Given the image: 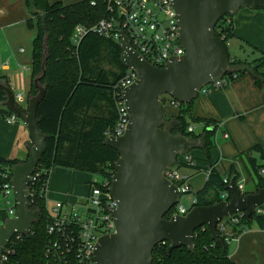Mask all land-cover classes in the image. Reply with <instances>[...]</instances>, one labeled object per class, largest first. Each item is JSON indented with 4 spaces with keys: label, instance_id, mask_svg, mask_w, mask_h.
I'll return each mask as SVG.
<instances>
[{
    "label": "water",
    "instance_id": "1",
    "mask_svg": "<svg viewBox=\"0 0 264 264\" xmlns=\"http://www.w3.org/2000/svg\"><path fill=\"white\" fill-rule=\"evenodd\" d=\"M179 26L178 39L186 54L173 58L163 68L143 59L124 32H120V62L137 73L136 81L124 91L130 122L123 136L109 137L104 144L119 154L109 192L117 203L113 211L116 232L99 238L94 251L95 264H153L154 249L165 242L168 254L186 247L195 250V233L206 227L212 239L223 244L217 228L238 213L253 217L264 205V187L257 193L242 194L234 182L227 191L231 198L211 206L194 207L186 216L166 218L177 206L179 187L165 176L179 156L200 148V142L173 135L162 128L167 106L161 100L170 96L180 104L195 101L201 91L224 76L232 74L229 54L215 29L226 16L241 9H263L264 0H172ZM48 49L42 76L34 80L38 93L28 100V111L14 100L9 86L0 82L6 101L0 114L14 113L26 126L31 140L27 160L13 169L11 187L16 197L15 218L0 227V257L15 235H26L40 218L32 211L28 196L31 176L47 148L40 131L38 109L46 95L41 79L46 73ZM0 264H3L0 260Z\"/></svg>",
    "mask_w": 264,
    "mask_h": 264
},
{
    "label": "trees",
    "instance_id": "2",
    "mask_svg": "<svg viewBox=\"0 0 264 264\" xmlns=\"http://www.w3.org/2000/svg\"><path fill=\"white\" fill-rule=\"evenodd\" d=\"M25 3L30 14L27 20L28 27L37 30L33 43L29 98L38 93L34 80L42 76L45 48L48 49L46 73L41 79V84L46 88V95L38 109L39 127L47 138V148L36 170V173L41 171L40 176L28 187L31 209L39 212L40 218L33 223L31 231L15 245L16 252L11 255L10 263L41 264L45 258V248L52 238L48 231L51 221L46 196L52 171L55 168H63L89 173L108 182H111L116 172L119 154L104 142L106 132L114 128L118 118L113 100L115 85L127 69L120 62L121 48L118 42L104 38L94 30L107 13L103 0H82L69 5L62 2L50 3L49 0H25ZM233 17L226 15L215 29L218 39L229 54L230 66L234 69V72L225 78L230 84L249 73L257 85L262 86L264 54H260L253 61H248L232 58L229 53L228 44L235 37ZM78 27L85 28L86 33L81 41L75 44L73 37ZM252 51L258 53L256 49ZM105 52L115 56L118 68L110 77L102 66ZM0 82L10 87L7 76L0 75ZM161 100L166 106H172L174 101L170 96L161 97ZM5 101V92L0 88V103ZM194 102L180 104L178 114L167 116L162 128L173 135H182L189 140L199 141V149L206 159L211 161L220 125L216 121L194 117ZM25 110L28 111V107ZM11 115L0 114V117L6 119ZM196 124L202 127L201 132H190L189 128L196 127L193 126ZM253 152L260 153L261 159H264V152L260 146H255L245 154L258 185L255 191L243 194L257 193L264 187V175L261 174L264 163L258 164L251 156ZM188 155L192 156V152ZM28 156L29 154L27 158ZM27 158L25 160L0 158V166L7 167L13 173L14 167L25 162ZM192 159L193 164L179 167H197L194 165L193 157ZM206 170L208 179L204 188L194 193L197 202L192 207L211 206L224 201L223 194H230L225 178L229 183L234 182L236 186L242 181L240 172L234 166L232 174L225 177L215 170L214 165H210ZM176 208L175 206L173 211ZM254 225L264 230V213L255 212L251 218L244 216L236 224L232 223L231 219L222 221L217 231L223 244L216 243L206 227L200 228L195 233L193 252L181 247L168 254L170 244L165 242L154 249L153 264H236L230 257V243ZM68 231L78 233V224L71 225L66 229V232ZM15 239L16 237L13 240Z\"/></svg>",
    "mask_w": 264,
    "mask_h": 264
},
{
    "label": "crops",
    "instance_id": "3",
    "mask_svg": "<svg viewBox=\"0 0 264 264\" xmlns=\"http://www.w3.org/2000/svg\"><path fill=\"white\" fill-rule=\"evenodd\" d=\"M29 18L25 0H0V75L8 77L14 95L22 93L27 98V107L31 89L33 43L37 35L36 29L28 27ZM233 28L235 37L232 40L237 46L244 50L256 49L258 56L264 54L263 10L241 9L233 17ZM26 68H30V71ZM193 115L216 121L220 125L211 161L206 159L201 150L196 158L192 154L194 165H198L193 168H201L199 170L205 178L204 182L208 179L206 169L210 165H214L223 177L230 176L234 166L241 174L240 183L245 188L252 186L255 191L258 180L253 177L245 154L255 146H260L264 152V85L258 86L252 75L247 73L222 90L202 92L194 102ZM223 134H227L228 138ZM28 135L21 121L8 124L0 117V158L25 160L31 145ZM251 156L258 164L264 163L260 153L253 152ZM54 172L50 179L48 198L65 205L81 204L88 194L91 179L82 181V187L79 181L78 184H67L62 188L55 185ZM64 173L75 182L81 174L68 169ZM191 181L192 178L187 177L192 188L189 203L195 198L194 193L205 186L204 183L194 189ZM229 253L236 264H264V230L258 229L256 225L246 230L238 239L231 241Z\"/></svg>",
    "mask_w": 264,
    "mask_h": 264
},
{
    "label": "built area",
    "instance_id": "4",
    "mask_svg": "<svg viewBox=\"0 0 264 264\" xmlns=\"http://www.w3.org/2000/svg\"><path fill=\"white\" fill-rule=\"evenodd\" d=\"M103 1L106 3V16L94 27V30L101 36L112 39L119 44L121 40L120 32H124L129 38L132 48L143 59L160 68L165 67L173 58L181 59L185 56L186 51L178 39L179 26L172 0ZM85 33V28L78 27L76 29L73 37L75 44L81 41ZM26 70L30 71V68H26ZM225 77L215 80L206 86L201 93L224 89L229 84ZM136 79L137 73L127 69L125 74L117 81L113 100L118 118L114 128L106 132V138H119L126 132L130 117L124 101V91ZM23 98L22 93L14 95V100L17 104ZM179 105L180 103L175 100L172 102L173 107L178 108ZM11 114V116L6 118L8 124H13L20 120L14 113ZM189 131H196V127H190ZM223 135L228 138L227 134ZM186 164H193L191 155L179 156L175 163L164 173L169 180L179 187L180 198L182 195L192 192V188L187 182V177L179 171L181 169L179 166ZM36 170L31 176L30 183L33 182L34 184L40 176L41 171L36 173ZM261 174L264 175V170L261 171ZM12 177L13 173L7 167L1 168L0 166V196L3 197L2 202H0V227L8 219L15 218L17 212L16 197L11 187ZM224 181L228 185L230 184L227 178ZM49 184L50 180L46 191L47 198ZM110 184L111 182L106 180L99 181V177L92 175L88 194L79 204L83 211L78 210L76 205H65L62 202L54 204L50 211L47 202L51 221L48 225V231L52 238L45 248V258L41 264H95L94 251L99 238L116 232L113 211L117 208V203L109 192ZM237 187L243 194L244 185L239 183ZM230 197L231 195L228 193L223 194L224 201L229 200ZM179 202L176 210L173 211L172 209L170 211L168 218L186 216L194 208L192 206L197 201L196 198H193L191 206L188 207L179 205ZM66 206L71 208H66ZM256 212L263 214L264 205L258 208ZM82 213H85V218L82 217ZM244 216H246L244 213H238L229 219L236 224ZM75 223L79 227L78 233L66 232V229L71 225H76ZM222 228H224L223 225ZM23 236L15 235L3 250L0 257L3 264H11V255L16 252L15 245L22 240Z\"/></svg>",
    "mask_w": 264,
    "mask_h": 264
},
{
    "label": "rangeland",
    "instance_id": "5",
    "mask_svg": "<svg viewBox=\"0 0 264 264\" xmlns=\"http://www.w3.org/2000/svg\"><path fill=\"white\" fill-rule=\"evenodd\" d=\"M79 1H82V0H49L50 3L62 2L63 4H65V3L66 4H70V3L73 4V3H76V2H79ZM237 45L238 44H236L235 41H233V40H231L229 42V44H228L229 53H230L232 58H236V59H239V60H246L247 59L248 61H252L254 58L259 57L258 53H253V51L249 50V49L248 50H244L243 48H241V47H239ZM103 57H104V59H103L102 66H103L105 72H107V74H109V77H110L111 73H115V72L118 71L117 70L118 68H117V65H116L115 56H112L110 53L105 52ZM15 93H17V92H15ZM162 98H169V96L168 95H164V96H162ZM18 105L20 107H22L23 109H25L27 107V98L24 97L23 99L18 101ZM177 113H178V108L173 107L171 105L167 106V116H169V117L170 116H176ZM3 119H5V118H3ZM19 121H21V120H19ZM21 123H23V122L21 121ZM193 126H197V124L193 125ZM201 129H202L201 126L197 127V132L198 133L201 132ZM200 152H201L200 149H196V150L192 151V154L196 158ZM196 162L199 163L198 160H196ZM195 166L198 167V165H195ZM65 170H67V169H63V168H55L54 169L55 172H54V176L53 177H54L56 186L58 185L59 187L63 188V186H65L67 184L68 185H72V184H75V183L78 184L79 181H80V186H81V182L82 181L84 182L87 178L92 179V175L91 174H89V173H81V174L78 175L79 178L75 182V180L70 175H67L66 173H64ZM179 171H180V173L182 175L190 177V179L192 178L191 182H192V184H194V189H196L197 187H200V185L205 183L204 182L205 178L203 177L202 172L199 169L193 168L191 166H187V167L181 168ZM82 174H84V175H82ZM99 181H102V178H99ZM251 191H253V188H252V186H249V185L244 190V192H251ZM190 198H191V194L182 195L181 198H180L179 205H184V206L188 207L191 204V203H189V199ZM2 199H3V197L0 196V202H2ZM47 199H48L47 202H48V205H49L50 211H51L52 210L51 208L53 207L54 204L57 203V201L54 200V199H51V198H47ZM76 207L78 208V210L83 211V208L79 204H76ZM66 208H71V207L66 206ZM85 210H86V208H85ZM85 213L81 214L83 218H85Z\"/></svg>",
    "mask_w": 264,
    "mask_h": 264
}]
</instances>
